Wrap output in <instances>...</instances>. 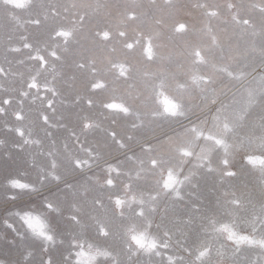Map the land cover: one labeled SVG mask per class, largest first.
Returning a JSON list of instances; mask_svg holds the SVG:
<instances>
[{
  "label": "rangeland",
  "instance_id": "374dc122",
  "mask_svg": "<svg viewBox=\"0 0 264 264\" xmlns=\"http://www.w3.org/2000/svg\"><path fill=\"white\" fill-rule=\"evenodd\" d=\"M0 264H264V0H0Z\"/></svg>",
  "mask_w": 264,
  "mask_h": 264
}]
</instances>
